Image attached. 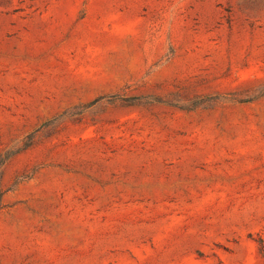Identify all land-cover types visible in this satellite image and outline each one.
Returning a JSON list of instances; mask_svg holds the SVG:
<instances>
[{
	"label": "rangeland",
	"instance_id": "374dc122",
	"mask_svg": "<svg viewBox=\"0 0 264 264\" xmlns=\"http://www.w3.org/2000/svg\"><path fill=\"white\" fill-rule=\"evenodd\" d=\"M0 264H264V0H0Z\"/></svg>",
	"mask_w": 264,
	"mask_h": 264
}]
</instances>
